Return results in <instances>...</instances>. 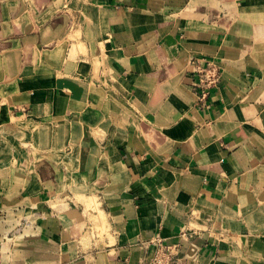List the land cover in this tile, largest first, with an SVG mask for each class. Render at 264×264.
<instances>
[{
	"label": "crops",
	"instance_id": "1",
	"mask_svg": "<svg viewBox=\"0 0 264 264\" xmlns=\"http://www.w3.org/2000/svg\"><path fill=\"white\" fill-rule=\"evenodd\" d=\"M29 7L0 0V121L42 134L30 259L264 264V0H77L59 37Z\"/></svg>",
	"mask_w": 264,
	"mask_h": 264
},
{
	"label": "rangeland",
	"instance_id": "2",
	"mask_svg": "<svg viewBox=\"0 0 264 264\" xmlns=\"http://www.w3.org/2000/svg\"><path fill=\"white\" fill-rule=\"evenodd\" d=\"M75 3L77 4V0H28L31 12H39V16L42 12L41 16H46L47 19L58 15L53 21L51 18L55 30L58 29L56 31L58 37L59 19L60 23L64 22V24L67 18L69 19L67 12H62L60 7L63 4L64 8H67ZM50 37L48 44L53 48L55 35ZM5 121H0V264H36L38 262L30 259L31 254H29L30 249H33V239L38 234V230L31 224L33 216L36 215L35 203L29 202L30 194L24 190L32 181L26 170L31 168L40 157L37 148L41 146H35L33 141L42 134L31 120L12 125ZM68 148L66 146V150ZM45 210L42 211H51L50 208ZM37 248L39 252H41L40 248L43 251L47 250L51 258L56 260L50 264H59V246L56 248V245H47V247L38 245ZM63 259L66 262L67 256Z\"/></svg>",
	"mask_w": 264,
	"mask_h": 264
},
{
	"label": "built area",
	"instance_id": "3",
	"mask_svg": "<svg viewBox=\"0 0 264 264\" xmlns=\"http://www.w3.org/2000/svg\"><path fill=\"white\" fill-rule=\"evenodd\" d=\"M192 71L196 74V84L199 86V96L203 97L215 86L219 77L217 63L207 57L200 56L193 61ZM153 248L149 256L140 264H177L175 245L167 244L159 239L152 241Z\"/></svg>",
	"mask_w": 264,
	"mask_h": 264
},
{
	"label": "bare ground",
	"instance_id": "4",
	"mask_svg": "<svg viewBox=\"0 0 264 264\" xmlns=\"http://www.w3.org/2000/svg\"><path fill=\"white\" fill-rule=\"evenodd\" d=\"M46 258H47V257H46ZM49 258H50V257L48 256V259H49ZM44 260H45V258H44ZM49 260H50V259H49ZM36 261H37V260H36ZM46 261H47V260H46ZM46 261H45V262H46ZM43 262H44V261H43ZM47 262H49V261H47ZM34 263H35V262H34Z\"/></svg>",
	"mask_w": 264,
	"mask_h": 264
}]
</instances>
